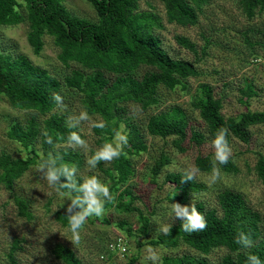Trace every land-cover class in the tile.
Masks as SVG:
<instances>
[{"label": "trees", "instance_id": "1", "mask_svg": "<svg viewBox=\"0 0 264 264\" xmlns=\"http://www.w3.org/2000/svg\"><path fill=\"white\" fill-rule=\"evenodd\" d=\"M85 1L92 7L95 21L72 15L64 7L62 0H0V27L25 22L28 28L26 40L34 54L41 51L42 39L46 35L52 39L58 49L57 59L66 68H70L71 64L78 66L59 80L45 69L33 66L25 57L12 58L11 55L0 52V96L6 98L11 108L32 112L24 126L14 123L7 131L8 139L17 142L25 154L23 157L12 158L0 153V186L11 191L14 182L28 168L53 158L57 167L62 164L76 168L81 166L82 159L78 151L59 147L69 144L70 132L78 131L77 127H69L71 123H67L65 113L55 111L58 106L52 99L54 93L64 98L67 91H74L80 94L85 111L89 115L98 116L106 125L103 130L92 128L100 145L112 141L121 124L127 128V155L113 160L106 169L102 168L101 163L97 166L106 175L110 191L115 196L114 202L106 204L105 208L114 207L127 212L134 210L131 205L132 193L127 187L122 190L120 188L133 175L131 158L145 152L146 146L136 126L128 123L125 104L131 103L147 110L158 104L160 89L185 90L186 80L198 73L191 63L173 59L160 47L159 39L154 34V30L160 27L159 17L154 13L138 12V0ZM233 1L247 20L264 13V0ZM159 2L168 23L190 27L197 25L199 14L210 0ZM175 41L197 55L196 46L189 39L176 36ZM142 67L149 68V71L137 77L136 73ZM246 90L248 95L254 92L250 85L246 86ZM191 107L204 123L210 140L214 139L220 128L228 129L229 145L231 138L248 143L254 126H260L264 132V110H247L237 116L224 117L221 114L222 99L215 96L213 87L209 84L197 86L191 99ZM38 117L43 118L39 121ZM146 130L153 137H172L174 146L180 152L184 151L181 144L187 138L188 131L191 143L201 145L205 140L202 133L191 127L185 112L176 105L165 112L150 115ZM45 133L52 137L51 145L45 142ZM36 144L39 150L35 148ZM212 162V155L197 156L194 167L199 172L209 173ZM168 163L169 158L161 154L150 169L152 177L155 179ZM220 167L226 173L236 170L231 160ZM254 171L257 178L264 182V155H258ZM183 174L184 172L167 173L164 177V181L172 185L168 193L171 202L184 204L191 194L205 189L195 180L181 183ZM75 180L77 184L82 181L77 176ZM61 182H64L63 177ZM129 196L131 201L126 202L125 197ZM14 203L21 217L31 218L24 200L15 197ZM68 203L70 199L64 208L55 213L56 221L63 228H68L65 216ZM195 205L207 221L204 231L185 233L180 228L182 221L178 219L172 225L169 236L158 234L145 242L165 249H175L182 245L194 251L193 254L180 256L165 255L160 264H213L206 257L217 249L224 250L225 254L215 264H245L247 253L255 254L264 261V229L261 218L248 207L242 194L223 190L217 195V209H206L200 202ZM139 218L138 231L145 235L147 219L142 215ZM240 231L251 234L253 248L241 250L234 243ZM18 247L17 241L12 242L7 253L10 264H15ZM53 254L63 264H80L75 254L62 245H56Z\"/></svg>", "mask_w": 264, "mask_h": 264}, {"label": "rangeland", "instance_id": "2", "mask_svg": "<svg viewBox=\"0 0 264 264\" xmlns=\"http://www.w3.org/2000/svg\"><path fill=\"white\" fill-rule=\"evenodd\" d=\"M64 7L74 16L95 21L92 7L85 0H62ZM25 13L24 10H20ZM138 12L154 13L159 17L160 27L154 30L160 47L173 59L191 63L197 76L186 80V89L176 88L174 91L160 89L159 102L147 110L138 105L125 104L128 123L133 124L146 146L145 152L133 156L131 164L133 175L120 190L128 188L134 210L121 212L114 207L105 208L102 217H89L77 242L68 228H63L55 219V213L65 207L69 199L62 197L50 187L38 165H33L14 182L11 191L0 186V264H10L7 253L12 242L17 241L19 247L15 253V264H63L53 254L56 245L69 248L80 261V264H151L145 261L146 249L151 247L162 258L165 255L180 256L193 254L194 251L185 246L175 249H165L162 246L147 245L145 242L155 238L159 228L164 223H176L177 218H170L168 193L172 189L170 182H165L167 173L184 172L194 167L197 156L212 155L214 149L207 136L204 123L198 113L191 107V99L197 86L205 83L213 87L216 97L222 99L221 114L224 117L237 116L247 110H264V13L247 20L239 11L233 0H210L199 14L195 26L181 27L168 23L164 9L159 0H138ZM27 23L0 27V52L25 57L33 66L45 69L53 77L62 80L72 69L78 68L71 64L66 68L58 59V49L49 36L43 37V46L39 54H34L27 43ZM181 36L193 42L197 55L184 49L175 41ZM247 39V41L245 40ZM149 68L142 67L136 73L139 77ZM250 85L253 94L246 90ZM66 108L57 107L55 111L66 114L67 123L75 124L77 131L86 141V147L60 145V148L78 151L82 164L77 168L76 175L81 179L96 175L101 182L109 185L106 175L98 167L89 171L87 159L102 145L97 142L91 124L87 121L77 123L76 117L85 111L81 104V96L74 91H67L64 97ZM181 108L195 130L204 135L201 145L189 141L190 133L181 144L180 152L173 144V138L153 137L146 130V122L150 115L165 112L172 106ZM89 115V114H88ZM32 116V112L11 108L5 97L0 96V153L12 158L23 157V148L15 141L8 139L7 131L14 123L24 126ZM92 121L101 122L96 115H89ZM43 117H38L39 121ZM119 131L126 132L124 124ZM251 139L243 143L234 138L230 140L232 156L236 170L221 171V176L215 184L209 183V173L199 172L194 179L205 189L191 194L188 201L181 205L202 203L206 209H217V195L223 190H232L243 195L248 207L259 214L264 229V182L259 180L254 171V165L259 154L264 155V132L260 126L251 128ZM35 148L39 150L38 144ZM163 154L169 158V163L154 179L150 169L154 162ZM103 169L110 163L101 162ZM18 197L25 201L31 218L21 217L14 203ZM140 215L147 219V234L138 231ZM120 239L124 242L125 252H110L108 245ZM225 251L217 249L207 255V260L215 264ZM133 260V263L130 261Z\"/></svg>", "mask_w": 264, "mask_h": 264}, {"label": "clouds", "instance_id": "3", "mask_svg": "<svg viewBox=\"0 0 264 264\" xmlns=\"http://www.w3.org/2000/svg\"><path fill=\"white\" fill-rule=\"evenodd\" d=\"M52 99L56 106L62 109L66 108L64 98L61 95L54 93ZM76 121L77 123L87 121L91 124V127L102 130L106 127L104 122L92 121L86 111L80 112L76 117ZM69 127L74 128L76 125L71 124ZM228 134L227 128H220L211 141V146L214 149V158L211 174L209 175L210 184H215L219 180L221 176L220 166L227 165L232 156V149L227 139ZM44 135L46 136L45 142L51 145L53 143L52 137L47 136L46 133ZM68 143L72 146L86 147V141L75 131L69 133ZM127 146V133L117 131L112 141L104 143L87 159V168L89 171H92L101 162L111 163L113 160L119 159L122 155H127L125 152ZM38 170L42 173V178L47 181L50 187L55 189L65 199H70V203L65 208V216L68 220L69 231L73 234L75 240L79 242L80 233L84 229L88 218L93 216L102 217L105 213L106 204L113 203L115 196L110 191L109 186L101 182L96 175L87 176L77 184L75 180L77 168L69 166L68 164H62L57 167L54 158L48 162L39 163ZM199 171L196 167L185 170L181 177V183L193 181ZM62 177L64 178V182H61ZM73 192L77 194L72 195ZM169 216L170 218L175 217L180 219L182 221L180 228L188 234L204 231L207 228V221L204 215L197 210L193 202L189 205L171 203ZM171 229V223H164L160 226L159 232L165 236H169ZM234 243L239 245L241 250H249L254 246L251 234L244 231H240L237 234ZM145 261H151V264H159L161 257L155 249L149 247L146 249ZM245 264H264V261L255 254L247 253Z\"/></svg>", "mask_w": 264, "mask_h": 264}, {"label": "built area", "instance_id": "4", "mask_svg": "<svg viewBox=\"0 0 264 264\" xmlns=\"http://www.w3.org/2000/svg\"><path fill=\"white\" fill-rule=\"evenodd\" d=\"M125 247L126 245H124V242H122L120 239L110 243L108 245L107 250H109L110 252H125Z\"/></svg>", "mask_w": 264, "mask_h": 264}]
</instances>
